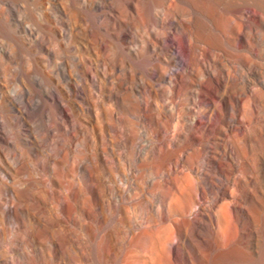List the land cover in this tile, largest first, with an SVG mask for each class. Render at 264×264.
<instances>
[{
	"label": "bare ground",
	"instance_id": "6f19581e",
	"mask_svg": "<svg viewBox=\"0 0 264 264\" xmlns=\"http://www.w3.org/2000/svg\"><path fill=\"white\" fill-rule=\"evenodd\" d=\"M175 1H178V7L172 14L167 12L170 16L165 18L167 13L156 9L162 5L159 0H145L139 16L143 15L148 20L149 17L153 18L158 24L179 17V22L172 24L171 29L183 58L173 53L171 47L163 55L157 52L156 45L167 36L166 31L155 33V40L148 38L147 47L143 49L139 44H134L132 38L129 42L133 44L123 47L129 37L121 32L115 36L116 43L121 46L119 52L107 56V60L111 58L113 62L112 71L128 76L131 85L129 95L135 101L129 106L138 114L137 121L150 126L154 121L158 123L164 119L162 126L152 136L141 137L136 133L131 139L130 150L133 159L141 162L135 166V169L140 170L139 174H142V162L147 161L151 166V175L146 182L150 185L157 182L165 188V192L158 195L150 190L153 199L148 204L149 211L138 220L130 216L126 205L121 206L125 211V219L121 216L118 218L116 209L112 246L104 238L102 229L96 233L95 251L104 259L102 264H175L174 258L179 252L181 264H242L236 254L225 252L223 248L236 244V230L244 218L250 220L251 231L257 233V237L262 236L264 231V166L260 157L264 151L259 154L253 151L264 136V34L257 36L256 28L251 23L254 17L259 16L264 26V0H243L252 7V11H247L245 6L227 10L226 13L232 17L228 18L229 24L225 25L227 32L222 34L227 48L221 52L218 51L217 37L209 36L208 25L203 21L200 24L191 14L192 11L200 10H196L189 0ZM125 5V14L131 16L132 4L126 2ZM184 15L187 17L182 19ZM203 16L211 20L209 15ZM211 25L220 30L218 24ZM98 29L103 30L100 25ZM91 37L100 49H104L102 35L94 34ZM240 37L242 39L238 46ZM257 42L263 44L258 51L255 49ZM223 57H226L229 65L224 63ZM140 58L143 66L136 67ZM217 63L222 68L215 71ZM86 72L91 73V66ZM220 76L225 77L223 82L218 80ZM90 77L94 78L92 74ZM102 77L103 81H111L107 72H103ZM76 86L87 114L92 115V118L95 115V123L90 119L75 122L55 91L46 94L51 96L52 102L69 123L79 130L80 147L76 150H79L82 162L71 170L66 158L62 157L63 169L69 173L67 177L70 176L65 179L66 185L61 183L60 191L53 196L46 189L37 194L34 201L38 205L57 202V207H61L66 203V196L63 195L67 191L74 199L80 190L78 176L83 166L87 180L83 182L91 190L97 191L101 185L111 188L112 184L118 182L123 197L130 202L133 197L141 195L145 179L141 178L133 186L118 165L117 170L111 161L112 152L109 153L108 148L113 150L115 145L124 148L126 139L123 135L120 140L110 139L109 135L107 145L104 143L105 134L110 131L114 135L118 134L120 126L117 122H120L121 113L114 107L112 88L90 102L83 82L76 83ZM204 97L209 98L207 104L202 102ZM95 128L98 129L100 140H103L101 160L96 153L97 144L92 134ZM86 132H90L93 139L91 146L86 143ZM56 155L59 153L50 157ZM156 160L163 163L162 172L155 166ZM39 167H35L38 175L43 170ZM99 172L110 174L104 180L101 178L100 183ZM153 177H159L160 180L154 181ZM11 183L15 185V182ZM21 192L23 195L30 194L31 189L26 186ZM4 204L12 205L5 201ZM114 205L116 208V202ZM92 212L88 209V213ZM54 219L48 217L45 224L38 222L41 225L26 232L47 244L56 241L64 253V246L68 244L71 247L74 240L71 233L59 235L65 222L63 217L55 214ZM203 230L206 234L201 233ZM189 237L197 248V259L185 245ZM172 239L176 240L172 249L174 256L166 247ZM51 252L48 251L51 261L42 256L29 264H66L64 259L52 257ZM75 254L72 264H88L81 250L78 252L81 256ZM4 264L13 263L5 261Z\"/></svg>",
	"mask_w": 264,
	"mask_h": 264
},
{
	"label": "rangeland",
	"instance_id": "374dc122",
	"mask_svg": "<svg viewBox=\"0 0 264 264\" xmlns=\"http://www.w3.org/2000/svg\"><path fill=\"white\" fill-rule=\"evenodd\" d=\"M189 1L195 5L196 10H200L192 11L194 19L200 24L201 21L205 22L209 27V36L217 37L219 52L227 48L222 35L227 32L225 25L229 24L228 18L232 17L226 13L227 10L245 6L247 11H252V7L247 6L243 0ZM126 2L132 4L131 16L125 14ZM144 2L145 0H0V264H4L5 261L29 264L42 256L49 261V250L52 251V257L64 259L66 264H72L75 253L81 256L82 254H78L80 250L88 264H102L104 259L95 251L96 233L102 229L104 238L112 246L116 209L118 218L121 216L125 219V211L121 206L126 205L130 216L138 220L142 214L149 211L148 204L153 199L150 190L158 195L165 192V188L157 182L153 185L146 182L151 175V166L147 161L142 162V174H139L140 170L135 169V166L141 162L139 159H133L130 150L131 139L136 133L141 137L152 136L162 126L164 119L158 123L154 121L150 126L137 121L138 114L129 106L134 99L129 95L131 85L128 76L112 71L113 62L111 58L107 60V56L119 52L121 46L116 43L115 36L121 32L129 37L128 43L123 47L134 43L143 49L147 47L148 38L155 40L153 38L155 33L166 31L167 36L156 45L157 52L163 55L166 49L171 47L173 53L183 58V52L171 29L172 24L179 22V17L175 16L171 22L160 21L159 24L153 18L149 17V20L143 18L139 13L142 12ZM159 2L162 5L156 9L169 14H172L179 4L175 0ZM168 13L165 18L170 16ZM203 14L209 15L211 20H206ZM186 17L187 15H184L182 19ZM211 23L218 24L220 30L212 28ZM251 23L256 28L257 36L264 34V26L259 16L254 17ZM185 24L191 25L186 22ZM99 25L103 30L98 29ZM94 34L103 36L104 49H100L91 37ZM131 38L134 41L132 44L129 42ZM241 39L240 37V40H237L238 46ZM262 46L261 42L255 43L256 51ZM222 59L227 63L226 57ZM88 66H91L90 74L94 76L93 79L86 72ZM140 66H143L142 58L136 62V67ZM221 68L220 63L214 66L215 71ZM103 72L109 74L111 81H103ZM223 78L225 77L220 76L218 80L223 82ZM79 82H83L90 102H94L98 96L102 97L105 90L109 92L108 88H112L114 107L121 113L120 122H117L120 126L118 134L114 135L111 131L105 134L104 143L107 145L109 135L110 139L118 140L123 135L126 139L124 148H119L118 145L113 146V150L108 148V152H112L111 161L116 169L118 165L119 170L125 174L129 182L132 181L133 186L134 183H139L141 178L145 179L141 195L133 197L130 202L123 197L118 182L112 184L111 188L101 185L97 191L91 190V187L83 182L87 181L83 166L78 176L80 190L74 199L70 191H67L63 195L66 196V203L61 207H57V202L38 205L34 201L37 194L42 191L47 189L53 196L60 189L61 183L66 185V180L70 176L67 177L69 173L63 169L62 157L66 158L71 170L76 169V165L82 162L79 150L78 152L76 150L80 147L79 130L69 123L54 105L51 96L46 94L55 91L69 109L75 122L90 119L93 123L95 115L92 118L84 108L82 95L76 86ZM215 100L218 101L217 98ZM202 102L207 104L209 98L204 97ZM92 134L97 144L96 153L101 160L100 148L103 140H100L97 128ZM85 136L86 143L91 146L93 139L90 132H86ZM253 151L255 154L264 151V136ZM56 152L59 153L57 157H50ZM260 157L263 167L264 155ZM36 166L43 169L39 175ZM155 166L160 172L164 170L160 160H156ZM99 173L100 183L101 178L104 180L107 174H110ZM45 178L44 185L41 181ZM153 180L159 181L160 178L153 177ZM11 181L15 182V185ZM26 186L31 192L23 195L21 191ZM4 201L12 205L6 206ZM88 209L93 212L88 213ZM55 214L62 216L65 221L59 235L71 233L74 240L70 241L74 243L71 247L68 244L64 246V253L58 248L56 241L47 244L26 232L34 226L45 224L48 217L54 221ZM236 232L238 236L236 244L230 248L224 247L223 251L236 254L242 264L248 261L251 264H264V231L262 236L257 237V233L251 231L250 220L244 218ZM201 233L206 234V231L203 230ZM175 241L172 239L166 244L167 250L169 249L171 253ZM185 245L192 250L194 258L197 259L198 251L190 237L185 241ZM174 259L175 264H181V253L179 252Z\"/></svg>",
	"mask_w": 264,
	"mask_h": 264
}]
</instances>
